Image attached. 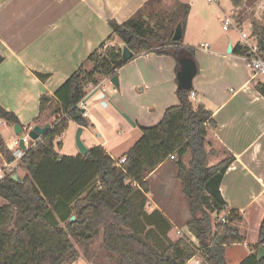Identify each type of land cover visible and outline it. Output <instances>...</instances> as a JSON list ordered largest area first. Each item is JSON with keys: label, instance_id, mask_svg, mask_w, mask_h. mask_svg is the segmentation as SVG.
<instances>
[{"label": "trees", "instance_id": "1", "mask_svg": "<svg viewBox=\"0 0 264 264\" xmlns=\"http://www.w3.org/2000/svg\"><path fill=\"white\" fill-rule=\"evenodd\" d=\"M228 1L233 9L239 10L249 0ZM187 7L184 6L171 29L163 26L152 29L139 12L120 24L109 21L111 34L106 41L90 53L52 96L39 97L38 116L32 125L48 124L39 121L53 99L59 104L55 110L57 117L18 161L25 172L21 183L11 179L13 174L0 179V264H76L80 255L73 240L87 245L100 232L104 250L116 256L117 264H187L194 257H200V264H227L224 237L235 234L238 238L236 229L230 225L239 218L237 211L226 210L219 188L232 159L225 157L209 165L215 151L207 150V134L214 121L211 111L199 100L193 103L189 99L192 88L176 89L178 105L167 108L156 126L141 129L140 137L118 158L117 165L96 144L83 156L60 157L54 151L55 139L69 123L89 127L87 117L77 105L87 87L100 77L110 79L129 61L148 53L172 57L176 72L181 58L196 63L195 50L182 45L183 37L172 40L178 22L182 23L184 35ZM248 16L240 21L251 19L252 35L264 59V24ZM112 39L131 52L127 61L120 62L123 47L106 43ZM232 54L242 56L244 47L235 44ZM85 63L91 65L88 72L83 71ZM35 76L43 82L49 77L40 73ZM252 87L264 98V83L256 82ZM0 120L22 128L15 113L1 105ZM0 156L6 163L13 162L1 135ZM167 160L176 168L175 179L190 213L187 232L195 238L196 245L180 238L154 247L139 234L145 227L158 234L170 228L157 210L145 213L147 200L140 195L149 192L147 178ZM136 195L141 198L136 200ZM223 214L224 223L220 221ZM141 220L143 224L139 227ZM126 228L132 231L126 232ZM258 234L256 253L248 254L239 264H264V259H257L258 250L264 249V218Z\"/></svg>", "mask_w": 264, "mask_h": 264}, {"label": "crops", "instance_id": "2", "mask_svg": "<svg viewBox=\"0 0 264 264\" xmlns=\"http://www.w3.org/2000/svg\"><path fill=\"white\" fill-rule=\"evenodd\" d=\"M147 1L0 0V55L3 57L0 63V105L14 112L20 125H32L38 116L39 97L43 94L52 96L90 53L106 41L111 34L109 21L120 24L137 12L142 20L147 21L162 9L159 6L162 0H151L148 4ZM170 1L174 4L173 9L163 8L164 11L160 12L162 26L167 29L177 21L180 8L193 0ZM233 11L237 10L228 2L219 6L213 17L220 19L219 12L223 17L221 21L225 17L233 19ZM106 43L123 47L116 39ZM182 45L195 50L197 73L192 89L199 102L211 111L214 121V126L208 129L206 147L207 150L213 149L215 155L208 163L215 165L225 157H231L219 190L226 210L238 213L239 219L234 222H241L242 246H254L264 218V208L261 207V203L264 204V98L252 87L242 59L227 54V45L200 40L193 46L184 39ZM233 47L231 45V49ZM90 69L91 65L85 63L83 71ZM35 73L49 77L43 82ZM176 74L172 57L154 53L135 57L118 69V89L111 83L103 84L105 96L86 105L89 127L82 128L80 136L82 139L84 131L89 132L90 146L86 148L96 144L113 159V154L122 156L140 137L141 129L156 126L167 108L178 105ZM107 80L101 77L92 85ZM49 104L50 113H44L40 118L48 124L56 119L55 110L59 106L55 99ZM91 116L96 120H89ZM8 128L11 127L4 129ZM124 140L130 143L124 144ZM175 176L176 168L167 160L147 178L148 182L157 183L171 209L180 201L187 205L180 189L176 194L180 186L176 184ZM150 191L144 194L146 212L157 210L167 220L170 229L176 226L151 199ZM253 217L257 226L250 234L248 223ZM182 218L184 223L189 220L188 206L183 208ZM248 236H251L250 240Z\"/></svg>", "mask_w": 264, "mask_h": 264}, {"label": "rangeland", "instance_id": "3", "mask_svg": "<svg viewBox=\"0 0 264 264\" xmlns=\"http://www.w3.org/2000/svg\"><path fill=\"white\" fill-rule=\"evenodd\" d=\"M165 1V2H164ZM170 0H162L161 3H159V6L162 7V9L158 10V14L156 16H151L147 21H145L149 27H151L154 30H157L159 27L163 25V21L161 13L164 11L163 8L165 9H173L174 4H171ZM186 5L187 7V14L185 18V28L184 29V35L183 39L184 42H190L192 45L198 43L200 40L203 42H218L221 45H232L235 46V44L239 41V37L235 31L230 29L229 31H223L222 29V22L221 19L223 18L219 12L218 15L220 19H216L213 17V15L216 13L218 10L219 6H225L229 2L228 0H219L216 3H208L207 0H193ZM184 4V6H186ZM184 6L180 8L179 13L181 14ZM190 7H192V10H190ZM158 8V7H156ZM198 10V11H197ZM161 12V13H160ZM160 13V14H159ZM199 13V15H197ZM252 15L255 20L260 21L264 24V0H249L245 6L242 9H239L237 11H233L232 17L235 22H240L241 24V19L244 16ZM157 17V18H155ZM249 17V16H248ZM200 23V24H199ZM251 19L247 18L242 22V26L245 29H248L251 27ZM194 46V45H193ZM226 48V51H227ZM101 78V77H100ZM251 85L255 84V81H250ZM105 85L110 84V79L105 81L103 83ZM50 108V107H49ZM49 108L46 110L44 115H48L50 113ZM88 109V106H87ZM52 111V109H51ZM112 113V112H111ZM101 120L103 119V115L99 117ZM44 120V119H43ZM41 120L40 122L43 124L44 121ZM89 120L95 121V117L91 116ZM110 122V120H107ZM77 129L73 124H69L64 133L62 138L60 137L59 139H62V143L57 144L56 139L54 142V151L60 156H70V157H75L79 153L78 148L76 146L75 142V136L77 133ZM117 129L116 131H118ZM88 131L85 130L83 133V137L81 141L84 144V146H90L89 141L90 138L88 136ZM141 134V133H140ZM0 135L2 136L5 144L9 142L10 138L12 137V129H0ZM139 138V137H138ZM137 138V139H138ZM132 137L130 138L131 141ZM124 144H129V141L124 140ZM115 164L117 165V160L118 156L116 157L115 154ZM188 158H184V163H187ZM4 163H6L3 158L0 156V168L4 166ZM9 173H12L13 175H17L18 177H24L25 172L18 166V163H15L11 166ZM177 182V181H176ZM149 186V191L152 192L150 195L151 199H153L155 202L158 203L160 209L165 212L169 218L173 220L176 226H172L170 229H163L164 234L161 233H154L150 232L148 227H145L142 229L140 232V236L148 241L150 244H152L154 247H160L162 244H168L173 241H176L180 238H184L187 241L191 242L192 245H196L197 241L195 240L194 237H192L188 232L186 228V223L183 222L182 218V212L183 208L187 206L186 203L184 204L183 201L180 203L178 202V206L173 209H171L170 206H168L169 202L166 201V199L163 197L161 193V189L158 187L157 183L155 182H148ZM176 184L179 185L177 182ZM180 188L178 190L176 189V194L179 193ZM181 192V191H180ZM149 193V192H148ZM182 194V193H181ZM140 195L144 197L143 193L140 192ZM141 196H135V199H140ZM180 198V197H179ZM186 201V200H185ZM175 202H177V199H175ZM150 207H153L152 205ZM261 207L264 208V204L261 203ZM170 208V209H169ZM147 209V205L145 204V213ZM171 210V211H170ZM154 211V210H152ZM185 211V210H184ZM250 211L253 212V209H250ZM188 214L189 210H188ZM139 227L142 226V220L139 222ZM232 225H235V229L237 231V239L235 237V234L232 235H227L224 237V241L226 242L225 246V259L227 264H237L241 262L247 255L248 253H256L255 245L254 246H245L243 247V241H244V236L241 233V222L237 223L234 222L231 223ZM248 230L250 229V234L256 230L257 226V220L255 217L250 219V222L248 223ZM225 227H223L224 229ZM126 232H131L132 230L130 228L125 229ZM149 232V233H148ZM248 240L251 239V236H248ZM238 243V244H237ZM240 243V244H239ZM73 244L77 251L79 252V260L76 264H117L116 263V256L108 254L102 245V240H101V232L95 236V238L87 245H82L80 243H77L76 241L73 240ZM158 251V250H157ZM159 252V251H158ZM199 261V264L201 263L200 257L196 258ZM195 260V259H194Z\"/></svg>", "mask_w": 264, "mask_h": 264}, {"label": "built area", "instance_id": "4", "mask_svg": "<svg viewBox=\"0 0 264 264\" xmlns=\"http://www.w3.org/2000/svg\"><path fill=\"white\" fill-rule=\"evenodd\" d=\"M218 1L219 0H207L208 3H216ZM222 29L223 31H229L232 29L237 33L239 37L238 43L244 47V54L239 57L242 59L245 68L249 71L250 81L264 83V59L261 57V49L258 46L255 37L252 35L251 27L245 29L240 23L235 22L232 18L225 17L222 22ZM201 47L206 48V45H202ZM105 92L106 91L103 81L96 85H89L87 87L85 96L77 105L79 109L84 111L83 116H87L85 108L88 102L102 99L105 96ZM189 99L193 103L198 101V97L194 92L190 93ZM8 126L12 129V137L10 138L9 142L6 143V147L13 157V162L4 163V166L0 168V179L7 175H11L12 173H9L11 166L15 163H18L24 153L30 148L34 147L35 143L39 140L33 141L28 135L33 125H24L21 128V132L19 134H15L13 126L8 125L3 120H0V129L6 128ZM62 136L63 134L60 137L62 138ZM60 137L56 138L57 144L62 143V139H59ZM170 159L172 160L173 157L170 156ZM220 221L222 223L225 222V214L220 217ZM196 258L198 257H194L187 261V264H199V261Z\"/></svg>", "mask_w": 264, "mask_h": 264}, {"label": "water", "instance_id": "5", "mask_svg": "<svg viewBox=\"0 0 264 264\" xmlns=\"http://www.w3.org/2000/svg\"><path fill=\"white\" fill-rule=\"evenodd\" d=\"M182 37H183L182 23L178 22L177 25L175 26V29H174V32L172 35V40L173 41H179ZM231 53H232V49H231V45H229L227 48V54H231ZM130 57H131V52L126 47H123L120 62L127 61ZM178 63H179V71L176 74L177 89H179V90H190L192 88L193 78L195 77V75L197 73L196 63L192 59L187 58V57L179 59ZM110 83L116 89H118L119 84H118L117 75L110 78ZM83 112L84 111L81 110L82 114H83ZM49 128H50L49 124H45L43 126L35 125L32 127V129L28 135H29L31 140L37 141L38 139H40L44 135V133ZM13 130H14L15 134H19L21 132V127L18 124H16V125H14ZM81 133H82V128L78 127L77 133L75 136V142H76V146H77L78 151H79V155L83 156L88 152V149L84 146V144L82 143V141L80 139ZM11 179L16 181V182H19V183H21V181H22L21 178L18 177L17 175H12ZM72 220H74V217H71V221ZM257 259L258 260L264 259V249L263 248H260L258 250Z\"/></svg>", "mask_w": 264, "mask_h": 264}]
</instances>
